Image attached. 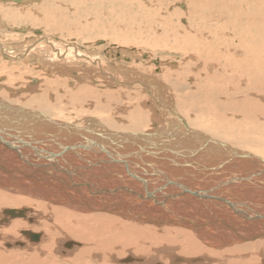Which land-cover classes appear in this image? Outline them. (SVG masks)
Masks as SVG:
<instances>
[{"label":"bare ground","instance_id":"6f19581e","mask_svg":"<svg viewBox=\"0 0 264 264\" xmlns=\"http://www.w3.org/2000/svg\"><path fill=\"white\" fill-rule=\"evenodd\" d=\"M35 2L42 3L0 0V14L7 21L30 19L33 12L11 9ZM188 2L197 16L180 18L181 30L173 28L193 49L179 63L194 82L167 70L163 80L143 83L146 95L60 35L0 22V256L14 257L4 264H264V151L221 135L231 118L217 112L233 103L224 110L251 123L263 120L264 0ZM68 4L79 8L74 0H48L43 13ZM119 5L115 14L126 16L128 6ZM16 31L24 34L23 49L15 48ZM21 57L34 60L36 69L21 62V71L4 69L5 61ZM85 58L89 66L77 65ZM234 72L243 73L236 89ZM119 74L143 79L132 68ZM171 79L170 94L162 82ZM126 122L135 130L118 128ZM243 140L264 148L263 137ZM32 217H48L53 226L42 224L36 234ZM77 218V231L67 234ZM20 236L48 256L7 254L6 248L25 246ZM72 240L77 256L65 245ZM55 250L64 261L49 260Z\"/></svg>","mask_w":264,"mask_h":264},{"label":"rangeland","instance_id":"374dc122","mask_svg":"<svg viewBox=\"0 0 264 264\" xmlns=\"http://www.w3.org/2000/svg\"><path fill=\"white\" fill-rule=\"evenodd\" d=\"M41 1L42 3H39V4L35 2L34 6L33 5L30 6L29 4H26V5L23 4V5H20V7L19 6L15 7V5L12 7V5H10L12 7L11 10H14L15 12L18 10H26V9L29 10L30 13L33 12L30 15V19L25 17V19L23 20L7 21L3 18L2 14H0V22L3 21L5 24L10 25L12 27H14L15 25L16 26L21 25V26H26V27L38 28L40 30L44 29L45 31H47V33L49 31L52 33H56L61 36L64 43L71 44L70 42H73L72 44L75 45L77 48L81 47L82 50L79 49L80 52L86 53L87 55L95 54L96 57H93L94 59H98L99 57L100 60L104 61V62L101 61L102 64L106 63V65L103 64L104 66L102 65V67L107 68L106 71H109L111 77L117 79V81H126L130 83L129 86L131 90L137 91L140 94L146 95V93L149 90L146 89L147 87L143 83L146 82V80L151 81L152 78L156 81H157V78L163 80V76L165 75L164 73L167 70L177 72L180 76L183 74L184 76L182 75L181 77L186 76V81L191 80V79H187L188 75L184 74L186 70H183L184 65H182L179 62H183V60H185L189 56L194 55L192 54L193 49L190 43L188 46L184 45L182 41L184 40L183 37H180L177 34L178 33L177 31L181 30L180 27L182 25L179 21L180 18L184 19L185 21L187 19L189 22L190 15L197 16L196 13L195 14L193 13L188 1L204 2V1H225V0H103V1L102 0H97V1L96 0L95 1L93 0H74L76 1L77 7L79 8L75 7V9L73 10L71 4L70 5L68 4L67 6L64 5L65 8L62 5H59V8L54 7L55 8L53 11L54 15L49 14L50 16L48 15V13L51 12V10L48 13L47 12L43 13V9L45 8L44 5L47 4L48 0H41ZM58 1H61V0H58ZM84 1L89 2L87 4L88 6H85ZM227 1L229 4L231 0H227ZM234 1H238V0H234ZM121 3L122 4L125 3L126 6H128L129 12L127 13L126 16H123V15L121 16L119 13L115 14L116 10L120 6L119 4ZM1 4L0 6H2V8H5ZM184 6H186V9H182V7ZM216 7H218V5H216ZM231 7H238V5L233 2ZM185 10H187V12L185 13V15H182L181 13L185 12ZM44 15H47L49 19ZM169 15L172 18L171 17L169 18ZM41 16L42 17L44 16V17L39 19ZM50 18H52V20H50ZM168 18L170 20H168ZM141 19L143 20V22H141L142 21ZM145 19L147 21H145ZM162 19H163V22H162ZM18 22H21V23H18ZM132 22L133 23L135 22V24H133ZM199 22H201V19L200 20L198 19L196 24ZM123 24H128V26L125 28H122L121 30L120 26ZM88 25H89V30H84L85 29L84 27ZM135 25H138L140 27L135 26ZM173 27H175L177 31H175ZM167 29L170 31H167ZM14 34L16 35H13V36L14 37L16 36L15 38H17L18 40L15 43V48L23 49V46H22L23 43L21 40H25L23 37L24 34H22L23 36H21L19 32L14 33ZM97 41H100V43H96ZM36 48L37 46L35 45L33 50H35ZM182 48L185 51H183ZM31 49L32 48H30L29 51ZM63 52H65V50L61 49L60 53H63ZM183 52H186L187 56L184 55ZM143 54L147 55L146 59L140 58V56ZM87 59L88 58H85L86 63H78L77 65L89 66L90 64L87 61ZM154 59L157 60L158 62L163 63L164 66L162 67L160 64L158 65L154 64L153 63ZM167 59H171L172 61L167 60ZM8 60H12V59H8ZM13 60L14 61L12 64L10 61H5L6 67L4 69L19 68V70L21 71V67H20L21 65H18L19 62H21V64H23L24 66H33L35 69L37 67L34 60H30L26 62L23 60V57L16 58ZM5 62H3L2 64H4ZM171 62H173L176 66H173L169 69L168 67ZM71 65H74V64H71ZM195 66H197V64ZM138 67H145V68H138ZM129 68H132L137 73V75L143 76V79L138 80V81H133L132 78L135 74L131 75L129 80H126L124 77L122 78L121 74H119V71L122 69L125 70ZM179 69L182 71H180ZM93 74L94 73H92V75ZM242 76H243V73H237V72H234V76H230L233 89H236L238 87V85L240 84L238 80ZM92 80L97 81V82L102 81V79L97 76H93ZM172 82H175V80L171 79L170 82H162V84L165 86L166 91L170 94L172 91L169 90L168 87H169V83H172ZM191 82H194V81L191 80ZM119 87L126 88L127 85L125 87L120 86V85L117 86V88ZM89 89L92 90V88H89ZM154 89H157L158 91L157 87H155ZM212 101H214V99ZM263 106H264V103H263ZM225 107H229V108L233 107V103H229L227 105L224 102L220 104L219 107H217V110H218L217 112L221 114L225 113L228 117L233 119V121L227 118L230 122L225 121L226 125L223 127L225 131L222 130L220 134L226 136L229 140H231L238 146L243 147L244 149L255 151V152L264 151V148H262V146L254 147L251 144L243 142L244 141L243 139H248L249 137H254V138L263 137L264 138V133H263L264 113L261 112L259 114L263 120L255 119V123H251L248 120L246 121L244 120L245 117L242 113H239L236 116H234V111L224 110ZM258 109L260 111L263 110V109L261 110V107L260 108L258 107ZM195 114H196L195 112L189 111V115H195ZM199 125H203V124L199 123ZM233 125H239V127H235L234 129L232 128ZM118 128L125 129L130 132V131H134L135 130L134 128H136V126H131L130 122H126L125 124L123 123L122 125L118 126ZM218 128H219V124H218L217 129ZM230 129L234 130L235 132H231ZM238 133L242 135L240 141H238ZM0 213H1V210H0ZM79 219L80 218H77L76 220H72L71 224H69L70 228L67 230V234L77 231L75 227L78 224ZM53 222L54 221H51L47 217V218H42L41 220L38 218H33L30 223L36 230L35 233L37 234L39 233L38 230L42 224H46V228H51V226H53ZM19 224L22 225L21 223ZM96 227L100 229L99 226H96ZM9 237L11 239H14V237L16 238V236H13V235H10ZM22 237L20 239L18 237L20 242H23V243L25 242L24 243L25 246L21 244L22 245L21 247L23 248L22 249L20 247L21 251L19 250V248L16 249L18 251H16L15 249H11L12 250L11 251L6 248L5 252L7 251L6 252L7 254L15 253V252H28L29 254L30 253L36 254L35 256L36 260H42V259L44 260L48 256V255L40 256V253L33 251L31 249L32 246L29 245L30 243L27 244V241L25 240V238L23 239ZM33 243H35V246L37 245L36 241ZM75 243L76 242L73 240L70 244L65 243L66 248L69 251V254L71 253L73 256H77L78 254L77 249L74 246ZM32 248H36V247H32ZM2 249L4 248H0V253L1 252L3 253L4 250ZM58 252L59 251L55 250V253H53V255H50L49 260H53L54 258H57L58 256L59 259L61 258V260L64 261V258L61 257L60 253ZM2 253L0 255H2ZM13 258L14 257L0 256V264H4L3 262H5L7 259H13ZM86 258L88 259V257ZM78 261L80 262V260ZM29 263L27 262L25 264H29Z\"/></svg>","mask_w":264,"mask_h":264},{"label":"water","instance_id":"95a60500","mask_svg":"<svg viewBox=\"0 0 264 264\" xmlns=\"http://www.w3.org/2000/svg\"><path fill=\"white\" fill-rule=\"evenodd\" d=\"M2 1H10V0H2ZM12 1H14L15 3H20L21 0H12ZM33 238H37V236Z\"/></svg>","mask_w":264,"mask_h":264}]
</instances>
